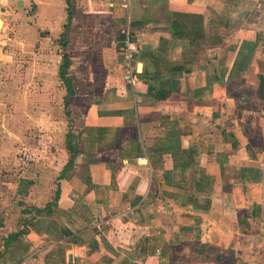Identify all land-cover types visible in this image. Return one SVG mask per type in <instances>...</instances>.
Listing matches in <instances>:
<instances>
[{
	"label": "crops",
	"instance_id": "crops-1",
	"mask_svg": "<svg viewBox=\"0 0 264 264\" xmlns=\"http://www.w3.org/2000/svg\"><path fill=\"white\" fill-rule=\"evenodd\" d=\"M104 1L72 166L23 231L0 225V264H264V0Z\"/></svg>",
	"mask_w": 264,
	"mask_h": 264
},
{
	"label": "rangeland",
	"instance_id": "rangeland-1",
	"mask_svg": "<svg viewBox=\"0 0 264 264\" xmlns=\"http://www.w3.org/2000/svg\"><path fill=\"white\" fill-rule=\"evenodd\" d=\"M96 4L106 5L104 0L68 5L65 0H0V225L7 231H23L21 210L52 199L68 164L66 137L73 127L71 99L59 76L63 56L78 95L101 85L97 58L103 38L94 32L109 23ZM53 14L62 18L50 33L41 26Z\"/></svg>",
	"mask_w": 264,
	"mask_h": 264
},
{
	"label": "trees",
	"instance_id": "trees-1",
	"mask_svg": "<svg viewBox=\"0 0 264 264\" xmlns=\"http://www.w3.org/2000/svg\"><path fill=\"white\" fill-rule=\"evenodd\" d=\"M66 1H67V4H69L70 0H66ZM63 59H64V64L60 69L59 76H60L61 81L65 84V88H66L68 96H70L73 94V87H72L71 79L67 76L69 60L66 55L63 56ZM68 166H72L71 162L68 163L66 166H64L62 174H61L62 176H64L65 172L67 171Z\"/></svg>",
	"mask_w": 264,
	"mask_h": 264
},
{
	"label": "built area",
	"instance_id": "built-area-1",
	"mask_svg": "<svg viewBox=\"0 0 264 264\" xmlns=\"http://www.w3.org/2000/svg\"><path fill=\"white\" fill-rule=\"evenodd\" d=\"M136 50V47L129 41L127 40L125 47L123 49V57L126 59L128 63V68L129 71H133L134 68L132 66V57H133V52ZM130 79H133L134 76H132V73H130Z\"/></svg>",
	"mask_w": 264,
	"mask_h": 264
},
{
	"label": "bare ground",
	"instance_id": "bare-ground-1",
	"mask_svg": "<svg viewBox=\"0 0 264 264\" xmlns=\"http://www.w3.org/2000/svg\"><path fill=\"white\" fill-rule=\"evenodd\" d=\"M1 24H2V23H1V21H0V26H1Z\"/></svg>",
	"mask_w": 264,
	"mask_h": 264
},
{
	"label": "water",
	"instance_id": "water-1",
	"mask_svg": "<svg viewBox=\"0 0 264 264\" xmlns=\"http://www.w3.org/2000/svg\"><path fill=\"white\" fill-rule=\"evenodd\" d=\"M1 27V26H0Z\"/></svg>",
	"mask_w": 264,
	"mask_h": 264
}]
</instances>
